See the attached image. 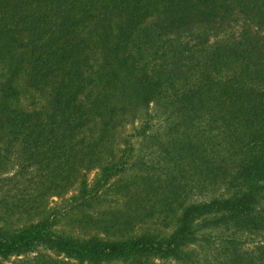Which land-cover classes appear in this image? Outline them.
<instances>
[{"label": "trees", "instance_id": "obj_1", "mask_svg": "<svg viewBox=\"0 0 264 264\" xmlns=\"http://www.w3.org/2000/svg\"><path fill=\"white\" fill-rule=\"evenodd\" d=\"M152 102L163 171L116 142ZM93 167L70 209L114 188L122 208L69 233L49 197ZM217 228L263 243L204 264H264V0H0V264H199Z\"/></svg>", "mask_w": 264, "mask_h": 264}, {"label": "rangeland", "instance_id": "obj_2", "mask_svg": "<svg viewBox=\"0 0 264 264\" xmlns=\"http://www.w3.org/2000/svg\"><path fill=\"white\" fill-rule=\"evenodd\" d=\"M207 29H199V31H206ZM214 29H210L207 33H211L213 35ZM240 31L238 26L232 29H224L223 31L219 32L218 34L222 37L224 35L231 34L237 35ZM213 40L214 37L211 36ZM120 123L116 129V142L122 149L127 148L128 151L132 152L133 157L132 161L138 159H144L148 166H151L150 162L152 159L157 157L159 160L155 167L159 170L162 169V165L164 162L160 159V156H152L150 153L152 150L159 149V143L168 141V138H172L174 133L171 131V120L172 117L170 115L169 110L158 105L154 102L150 103L148 107L145 109H136V110H128L123 113L120 118ZM146 127L145 131L142 130ZM156 143V145H153ZM159 164V165H158ZM160 166V167H158ZM134 167L130 170L132 171ZM98 168H91L89 170L81 168L80 172H77V180L76 182L66 189L60 196H52L49 197V205L56 206L57 209L60 211L59 213L63 215L62 221L60 222V226L65 229L69 233H75L77 235H83L84 230L86 229L84 226L79 228L77 223V232L74 230V226L76 224V219H80V216L86 213H92L94 211L99 210H106L111 208L120 209L122 208V200L119 196V192L116 189H111L108 192H105V195L102 194L101 197L96 198L95 200H91L88 204L84 205V207L80 206L75 210H71L69 207L74 202L73 196L77 195V203L80 202L81 196V189L83 188L82 183L86 181V189L90 190L93 188L94 181L100 176ZM103 190V189H102ZM199 198V197H198ZM75 204V203H74ZM67 212L66 215H64ZM154 223L153 220H151ZM150 223L147 226V229H155L156 227L154 224ZM145 226V225H144ZM141 227L140 230L146 229L145 227ZM172 227V226H171ZM158 228H162L158 226ZM138 229V228H137ZM164 229V228H162ZM170 229V227L168 228ZM165 229V232L168 231ZM171 230V229H170ZM210 237V242L213 243L211 247L206 246L204 251L199 254L200 263L204 264L206 259H209L214 252V249L218 247L221 252H217V256L215 257V262L224 261L225 260V245L221 242L222 238L225 236L234 237L238 239L241 243L243 249L248 251H255L258 245L263 243V239L261 236H254L247 232H242L233 229H208L204 231ZM47 255L56 256L52 252L45 251ZM208 257V258H207ZM60 259L63 256L59 257ZM214 258V257H213ZM212 259V258H211ZM73 264H78L74 260H70ZM157 263H162V260H156ZM113 264H123V263H113ZM173 264V263H172Z\"/></svg>", "mask_w": 264, "mask_h": 264}]
</instances>
